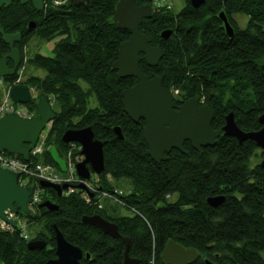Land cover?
<instances>
[{"label": "trees", "instance_id": "trees-1", "mask_svg": "<svg viewBox=\"0 0 264 264\" xmlns=\"http://www.w3.org/2000/svg\"><path fill=\"white\" fill-rule=\"evenodd\" d=\"M117 1L65 0L54 4L45 0L41 10L30 2L12 1L0 7L3 30L21 34L15 43L20 54L32 34L46 40L68 35L56 43L53 56L36 53L29 58L33 66L45 70V75H29L25 84L36 89L37 97L52 96L50 100L56 104V109L52 108L55 117L43 141L42 162L59 170L47 147L54 145L62 154L70 149L79 154L78 144L72 147L61 137L67 129L91 126L95 138L103 142L104 155V172L93 174L94 187L112 194L115 189L106 176L127 178L132 189L125 195L118 194V198L135 211L129 216L111 217L93 203L96 192L87 203L80 189L59 195L54 188L44 187L42 200H50L58 208L48 210L36 205L29 214H19L28 224L44 221L47 232H39L37 238L46 242L45 247L29 249L28 240L16 231L0 229V263L45 264L54 258L55 225L67 241L81 248L78 264H121L122 239L81 221L85 215L99 214L114 222L121 235L130 237L129 254L139 258L140 264H149L153 245L156 264H163L160 253L168 238L200 252L191 264H207L206 260L214 264H264V167L248 170L249 157L258 147L249 140L239 143L221 132L214 145L202 147L201 155L189 141L183 144L185 153L172 148L160 163L148 155L143 138L145 121L134 122L121 102V91L137 79L120 78L112 68L120 44L130 35L112 21ZM220 11L233 27L231 37L218 15ZM235 13L248 17L246 27H238L232 16ZM31 20L35 22L33 28L28 27ZM139 28L162 52L155 66H148L142 57L140 69L149 77L163 74L162 84L168 91L172 86L179 88V96L174 98L177 103L197 96L213 110L214 130L221 129L229 111L242 130L261 127L264 0H204L197 8L186 0L178 12L168 6L155 10ZM164 29L172 30L168 38L160 35ZM8 51V44L0 37V58ZM8 65L12 66L10 60ZM90 94L97 100L94 107L88 105ZM27 105L37 113L36 99ZM114 126L120 127L122 139ZM40 155H30L28 162L39 161ZM219 193L225 197L223 202L216 207L208 205L206 198ZM168 194L172 198L167 199Z\"/></svg>", "mask_w": 264, "mask_h": 264}, {"label": "water", "instance_id": "water-1", "mask_svg": "<svg viewBox=\"0 0 264 264\" xmlns=\"http://www.w3.org/2000/svg\"><path fill=\"white\" fill-rule=\"evenodd\" d=\"M18 1L22 4L32 3L37 10L44 8V0H0V7ZM204 0H190V4L197 8ZM154 13L151 5L142 3L136 5L135 0H118L112 15V21L119 27L130 32L128 39L123 41L118 49L117 57L112 64L120 78L132 76L136 83L121 91V102L125 113L134 121H145L143 138L147 144L148 155L160 163L167 159L166 153L172 148L185 153L183 144L189 141L191 146L202 153V147L212 146L222 132L223 135L232 136L239 143L249 140L261 149L263 158L260 166L264 167V112L259 115L258 122L261 127L254 131L242 130L235 121L232 111L225 115V122L220 130H213L211 120L213 110L207 104H201L197 96L177 104L174 97L163 86V74L149 77L142 72L139 61L143 57L148 66H155L162 57L159 46H152L150 38L143 33L139 26L144 18H150ZM225 31L229 37L233 36V27L223 11L219 12ZM34 21H29L28 27L33 28ZM171 29H164L160 35L168 38ZM0 37L8 44L9 51L0 58V77L12 76L20 63V51L16 42L21 39L19 32L7 33L0 26ZM141 53L143 56H141ZM8 60L12 66L8 65ZM13 102L27 103L31 100L28 86H13L10 90ZM37 114L29 119H24L17 113H7L0 118V151L17 154L24 160L29 159V151L36 144L39 135L49 122L55 117L47 97L42 95L36 102ZM114 132L123 138L119 126H114ZM63 142H76L80 145L83 159L76 163V173L81 179H88L92 173L100 175L104 172L103 142L94 136L91 126L79 129H67L62 137ZM42 187H52L60 195L68 184H54L40 181ZM85 189L83 183L77 185ZM32 188L20 187L17 184V174L0 167V218H5L4 211L9 209L14 212L29 214L28 202L31 199ZM224 200V196L207 197L208 205L216 207ZM39 208L56 210L58 206L50 200L38 204ZM264 214V210H263ZM81 221L99 228L103 233L121 238L124 243L121 264H140V259L129 254L130 237L119 233L117 225L103 218L99 214L83 216ZM15 225V222H11ZM55 232V257L48 259L45 264H78L82 257L80 247L66 240L62 232L54 225ZM44 240L31 239L27 242L29 249H43ZM200 256L194 247H186L175 240L168 238L160 254L163 264H191ZM89 257V253H86ZM207 264H214L206 260ZM34 264V263H32Z\"/></svg>", "mask_w": 264, "mask_h": 264}, {"label": "built area", "instance_id": "built-area-1", "mask_svg": "<svg viewBox=\"0 0 264 264\" xmlns=\"http://www.w3.org/2000/svg\"><path fill=\"white\" fill-rule=\"evenodd\" d=\"M65 0H52L54 4H60ZM16 82L15 84H19L23 78V68H20L16 74ZM14 84V83H13ZM32 96H36V92L34 90L31 91ZM52 99V96H50ZM15 112L20 115L22 118L29 119L32 116V112L29 108L24 104H14L8 93L6 94L5 99L0 101V118L6 114ZM46 131L40 133L39 140L35 144V146L30 150V154L33 156H38L42 152L43 141L45 137ZM72 147L74 144L71 143ZM82 159L81 154H74L70 149L66 154V170L63 172H59L52 164L45 163L41 161L28 162L16 157L7 152L0 151V167L15 172L17 174V184L21 187H32L31 199L28 203L30 209L36 207V205L41 201V195L43 192L42 186H40V181H48L51 183L62 184L67 183L70 185H75L80 182H83L86 185V189H80L77 187H68L63 190L62 193L68 195L73 191L81 190V198L85 200V202H91V193L92 195L96 192L97 200L93 203L96 204L99 208H101V204L99 203V199L103 195H107L109 197L116 196L118 198V194H123V191L118 189L115 193H109L107 191L102 192V196H99V190H96L94 186L89 185L86 180L80 179L75 170V164ZM5 218H0V229L6 231H16L20 237L27 239V221L25 218L21 217L19 214L6 209L4 211ZM11 221H15V225L11 224Z\"/></svg>", "mask_w": 264, "mask_h": 264}, {"label": "rangeland", "instance_id": "rangeland-1", "mask_svg": "<svg viewBox=\"0 0 264 264\" xmlns=\"http://www.w3.org/2000/svg\"><path fill=\"white\" fill-rule=\"evenodd\" d=\"M144 3L149 4L152 7H159V8H162L163 6H165V7L168 6L169 8L172 9L173 12H178L185 5L186 0H151L150 3L149 2L148 3L144 2ZM232 16L236 20L238 27H240V28L246 27L248 17L245 14L235 13ZM65 36H68V35L67 34L66 35L65 34H58V35L54 36L53 38L46 40V39H42L41 37H39L36 34H32V36L29 37L28 41L21 48V55L23 56V58H25V60L22 63V65H20V67L23 68V64L25 63L24 64V66H25L24 76L26 77L28 75H35L38 77L39 76L43 77L45 75V70L42 68H38V67L33 66L30 63L29 58L32 57L33 54H36V53H39V54H42L45 56H53L56 43ZM73 37H74V32H71L70 38L73 39ZM22 79H24V78H21V80ZM13 83L14 84L17 83L16 77L12 80L11 79H5L4 77H1V80H0V101L2 99L3 100L5 99L6 94L9 91V88ZM19 84H21V82ZM81 84L84 88L87 87V84L84 81H81ZM169 93L174 98H177L179 96V88H175L174 86H172V88L169 90ZM49 102H50L51 107L53 109H56V104H54V100H50ZM199 102L202 105L204 104L200 100H199ZM177 104H181V103H177ZM88 105L90 107H94L97 105V100L95 99V96L93 94H90ZM224 122H225V118H224ZM47 150L50 152L52 159L55 161V163L58 164L59 170L65 171L66 170V154L60 153L54 147V145L48 146ZM257 150H259V148ZM39 161H41V162L43 161V157L41 155H40ZM93 174L94 173H92L90 175V177L86 180V182L91 186H95V182H94L95 181V176H94L95 174L94 175ZM106 178H107L108 182L114 187V189H120L123 191V194H121V195H125V194L129 193L132 189L131 183L127 178L115 179V178H111L110 176H106ZM98 194H99V196H102V192L99 191ZM46 195H48V192L46 193ZM44 196L42 195L41 199H45ZM172 196L173 195H169V194L166 195L167 199L172 198ZM99 203L104 208V211L106 212V214L111 216V217L129 216V215H132L135 213V211L132 208L128 207L124 203L123 200H121V199L118 200L116 196L109 197L107 195H103V198L101 197L99 199ZM41 231L47 232L46 228L44 226V221L42 219H40V220H38L32 224H28V222H27V232H28L29 238H35L36 239L38 236V233ZM37 239H39V238H37ZM148 262H149V264H156V250L154 248V245L152 247V251L150 253Z\"/></svg>", "mask_w": 264, "mask_h": 264}, {"label": "flooded vegetation", "instance_id": "flooded-vegetation-1", "mask_svg": "<svg viewBox=\"0 0 264 264\" xmlns=\"http://www.w3.org/2000/svg\"><path fill=\"white\" fill-rule=\"evenodd\" d=\"M79 1H83V0H79ZM155 10H158L159 8L158 7H155L154 8ZM23 73H24V67H23ZM29 76V75H28ZM28 76H24L23 78V80L21 81V84H24L25 83V80H26V78L28 77ZM202 154V153H201ZM201 154H199V155H201ZM262 158H263V153H262V151H261V149L259 148V150H257V151H255L252 155H251V157H249V160H248V170H250V169H254L257 165H260V161L262 160ZM261 168H263V167H261ZM217 195H222V196H224L223 194H214V195H210V196H217ZM209 197V196H208ZM224 199H225V197H224ZM206 202H207V198H206ZM31 239V238H30ZM32 239H35V238H32ZM37 239V238H36ZM33 250V249H32ZM46 262V261H45Z\"/></svg>", "mask_w": 264, "mask_h": 264}, {"label": "bare ground", "instance_id": "bare-ground-1", "mask_svg": "<svg viewBox=\"0 0 264 264\" xmlns=\"http://www.w3.org/2000/svg\"><path fill=\"white\" fill-rule=\"evenodd\" d=\"M30 91V93H31V90H29ZM32 94V93H31Z\"/></svg>", "mask_w": 264, "mask_h": 264}]
</instances>
